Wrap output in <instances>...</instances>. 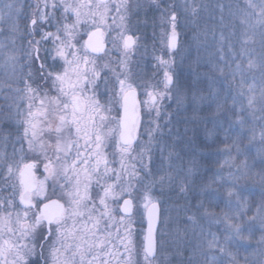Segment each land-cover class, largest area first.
Wrapping results in <instances>:
<instances>
[{
	"label": "snow or ice",
	"instance_id": "snow-or-ice-1",
	"mask_svg": "<svg viewBox=\"0 0 264 264\" xmlns=\"http://www.w3.org/2000/svg\"><path fill=\"white\" fill-rule=\"evenodd\" d=\"M248 2L252 7L250 0ZM152 3L159 7V0H152ZM261 4L264 5V0H261ZM28 7L32 10L29 17L31 27L27 32L28 49L25 52L29 64L22 82L23 88L17 89L22 94L20 99L23 107L18 104L16 109L17 143L20 147L17 149L13 146L14 155L24 154L25 144L27 151L38 150L48 161L44 164L45 172L49 173L45 179L50 178L67 200L64 204L50 200L41 209L34 203V198L43 196L45 188L43 183L33 178L35 163H23L21 155L14 167L13 162L0 153V168L3 169L4 178L10 179L18 173L19 180V190L14 184L0 185V264H158L156 225L160 218L158 204L153 199L156 181H146L145 177L151 175L152 142L157 134H162L159 123L161 102L170 96L174 84L171 61L158 58L164 69L162 86L145 90L146 99L138 101L137 89L128 82L123 72L116 71L108 64L97 67L96 61L88 56L89 52L103 51L102 38L105 33L99 27L96 31H89L88 40L84 41L82 49L67 51L76 47L72 40L78 35L77 29L81 23L95 25L97 17L99 23H104L108 13L114 12L113 23L117 19L119 23L112 36V45L118 50L122 42L127 57L136 44V39L127 34L125 24L128 0H98L95 4L84 0H36ZM172 7V4L168 5V8ZM4 8L8 10L9 16L15 12L19 17L23 12L22 6L13 2L5 3ZM48 9L53 11L49 12ZM60 9L65 15L52 25L55 11ZM184 10H190L193 16L198 11L191 3H187ZM69 12L75 15L72 24L67 22L66 14ZM161 12L163 15L167 9H161ZM2 20L3 16H0V22ZM168 21L171 33L167 48L171 52L177 48L178 38V18L174 11L168 13ZM38 23L41 27H36ZM256 23L264 25V19ZM43 24L54 26L56 31L45 30ZM9 31L18 33V23L14 21ZM61 33L67 39L62 38ZM37 35L39 39H36ZM261 35L264 37V33ZM9 39L15 44V35ZM49 41L52 47H44ZM243 43H247V40ZM5 48L7 45L0 41V49ZM41 51L45 57L39 55ZM245 54L246 49L241 48V56ZM5 55L15 67L18 63L16 55ZM69 56L72 58L69 59ZM48 59H51V64L47 63ZM61 60L63 64L59 63ZM37 61L38 67L34 69L33 65ZM81 64H91L90 73L81 71ZM248 67H253L251 60ZM241 72V66L237 63L234 75ZM110 78L115 80L116 87L109 88ZM37 80L40 83H36ZM65 84L69 88L66 89ZM89 91L91 95L87 94ZM240 94L243 95V92ZM106 97L107 103L102 104L101 100ZM37 100L39 107L36 105ZM121 101L123 115L117 113L119 119L115 126H108L107 121L117 119L111 116L112 106ZM253 102L254 97H249L248 106L252 107ZM141 105L147 117V140L144 144L137 140ZM37 116L43 117L44 127L39 130ZM45 131L49 133L51 144L42 139ZM113 140L115 151L111 153L110 160L105 149ZM134 144L136 148H133ZM48 147L53 148L52 156L47 154ZM146 156L149 161L147 165L144 163ZM129 159L137 161L141 167L137 168L133 163L129 169ZM19 163H23L22 169ZM117 164L118 168L114 166ZM8 187L12 190L5 196L3 192ZM93 188L96 189L95 195L91 194ZM17 196L23 208L18 206ZM245 211V206L241 205L232 215L225 214L224 217L225 224L234 230L237 237L241 234V223L228 222L233 216L239 219ZM231 239V235L225 234V244ZM208 247L218 248L222 254L225 251L214 233L208 240Z\"/></svg>",
	"mask_w": 264,
	"mask_h": 264
},
{
	"label": "rangeland",
	"instance_id": "rangeland-1",
	"mask_svg": "<svg viewBox=\"0 0 264 264\" xmlns=\"http://www.w3.org/2000/svg\"><path fill=\"white\" fill-rule=\"evenodd\" d=\"M150 1L152 0H128V16L130 17L132 9L145 8L144 4ZM168 1L173 5L168 13L174 11L178 18L176 30L180 31L181 36L179 51L170 52L167 48L171 32L167 14L164 50L167 49L168 52H156L157 56H151V64L142 65L138 69V75H134L129 71L133 55L137 50L139 53L142 50L143 39L147 42L150 35L156 36L157 32H140L134 28L130 30L127 17V34L135 36V33L138 37L135 36L136 44L127 57L120 42L119 49L114 51L121 52V59L113 66L139 89L142 100L146 99L145 90L162 86L164 69L158 58L169 59L174 73L171 94L161 102V110L168 101L169 105L178 106L182 112L177 114V119L170 120V125L165 129H162L161 122L167 121V115L161 114L159 123L162 134L156 135V143L152 142L151 175L145 177L146 181H156L153 199L160 207L157 230L158 264H264V175H261L262 167L258 163L264 160V37L261 35L264 33V25L256 23L257 20L264 19V5L261 0H250L252 7L248 0H187V3L197 7V14L193 17L190 10L184 11L187 7L186 0ZM10 2L23 5V0ZM84 2L95 4L98 0ZM5 3L6 0H0V16H3L0 22V41L7 45V48L0 49V153L13 162L14 167L21 155L23 163L40 160L44 165L48 163L44 156L38 150L27 151L26 144L24 154L14 155L13 146L17 149L20 147L17 143L16 109L18 104L23 107L20 99L22 94L17 89L23 88L22 82L26 78L29 61L25 58L28 46L24 41L23 13L19 17L15 12L9 16L8 10L4 8ZM60 10L64 16L63 9ZM66 15H69V24L75 22L73 13ZM114 15V12H109L104 23H99L98 17L95 25L81 23L77 29L78 35L72 40L76 47L67 51L81 49L82 43L79 42L83 41L79 39L82 32L97 27L104 30L112 43L116 24L119 23L118 19L113 23ZM56 17L57 15L52 25L56 24ZM191 17L192 21L188 23L186 18L189 20ZM14 21L18 23V33L9 31ZM138 23L143 25L142 20H138ZM152 25L151 20L148 27ZM50 26L42 25L45 30ZM55 31L56 29L52 32ZM13 35L16 36L15 44L9 39ZM60 35L67 39L63 33ZM159 35L162 38L161 33ZM37 37L39 38L38 35ZM244 40L247 43H243ZM44 47L51 48V41L46 42ZM241 48L246 49L243 56ZM5 53L16 55L18 63L15 67ZM40 55L45 57L43 51ZM94 60L100 68L105 64L109 65L110 61L107 57ZM250 60L252 68L248 67ZM237 63L242 72L234 75ZM122 64L126 66H121ZM82 67L90 73L92 65L82 64ZM33 68L36 66L33 65ZM148 71L153 72L154 76L147 77ZM142 72L144 73L141 74ZM249 97H254L252 107L247 104ZM36 105L39 107V100ZM36 119L39 130L44 127L43 117L37 116ZM143 137L147 138L146 123ZM42 139L51 144L47 131ZM136 147L137 145L133 148ZM52 149L47 148L49 156ZM23 163L18 164L21 169ZM127 163L129 169L133 163L137 168L141 167L131 159ZM144 163L149 164L147 156ZM47 176L49 173L43 168L40 183L44 184L45 192L43 196L35 197V202L54 198V185L50 178L45 179ZM5 184H14L19 190L18 173L6 180L3 169L0 168V185ZM11 190V187L5 188L3 195L7 196ZM229 192L232 193L231 196L228 195ZM16 202L23 208L19 205L18 196ZM241 205L246 208L245 214L239 219L233 216L228 222L241 223V234L237 237L234 230L225 224L224 217L225 214L232 215ZM253 216L255 219H251ZM14 219L13 217V222ZM213 233L224 246L223 254L218 248L208 247V240ZM225 234L232 236L227 244L224 241Z\"/></svg>",
	"mask_w": 264,
	"mask_h": 264
},
{
	"label": "flooded vegetation",
	"instance_id": "flooded-vegetation-1",
	"mask_svg": "<svg viewBox=\"0 0 264 264\" xmlns=\"http://www.w3.org/2000/svg\"><path fill=\"white\" fill-rule=\"evenodd\" d=\"M6 1L10 2V0H6ZM35 2H36V0H23V5H22V8H23V12H22L23 15L22 16H24L23 29H24V33H25L24 41H26L27 46H28V44H27V32H28L29 28L31 27L29 17H30L31 12H32V10L28 7V5L34 4ZM169 4L170 3L168 0H161L159 2V7H157L156 5H154L152 3V1H150L147 4H144L145 8H141V9L136 8L135 10L132 9L131 13H130V17L128 16V18H129V25L128 26H129L130 30H131V28H132V30L134 28V29H139L140 32L142 30H146L147 32H149V31H156L157 32L156 36L150 35V37L147 39V42L145 41V39H143L142 40L143 44L141 47L142 50L140 51V53H139V50H137L136 54L133 55V58H132L131 62L129 63V71L131 73H133L134 75H138V69H137L138 65H140V66L145 65L146 63L151 64V56L152 55L157 56L156 52H158V51H162V53L168 52L167 49L164 50V46H165V41H166V26H167L166 15L168 14V12L171 9V8H168ZM161 9H167V12L162 15ZM47 11L52 12L53 10L48 9ZM61 14H62V10H56L55 11V16L57 15L56 21L62 17ZM68 18H69V15H68ZM54 20L55 19H53V22H54ZM138 20H142L143 25L141 23L139 24ZM151 20H152L153 25L151 27H148ZM186 20L188 23H190L192 21V17L189 20L186 18ZM186 20H185V23H186ZM67 22L69 23L70 20L68 19ZM130 23H132V24H130ZM184 24H182V25H184ZM38 25H39V23H38ZM51 26L48 27V29H47L48 31H54L56 29L55 27H53L51 29ZM99 29L101 32H104V30L102 28H99ZM89 31H96V28L91 29V30H87V31L85 30L82 32L81 38L79 39V41H81V40L83 41V42H79V43H82V45H83L84 41H87ZM176 31L178 34V47H177V50H178L179 45H180L181 36H180V31L179 30H176ZM160 33H161L162 38H160V35H159ZM170 33H169V35H170ZM133 34L136 37H138L137 34H135V33H133ZM135 36H133L134 39H136ZM36 39H39V38L36 36ZM102 39H103V42L105 45L104 51L101 53L89 52L88 56L91 57V59H96V60L107 57L110 60L109 66L113 68L114 64H116L117 62L120 61L121 52H115L114 51V48L112 47V43L109 42L108 36L106 34H104ZM168 39H169V36H168ZM134 46H133V48H134ZM81 49H82V46H81ZM177 50L174 52L176 53ZM138 53H139V55H138ZM39 55H40V53H39ZM69 59H71V58H69ZM38 63L39 62L37 61L36 64H34V65L36 67H38ZM51 63H52V61L50 59L48 64H51ZM59 63L63 64V61L61 60ZM80 69H81V71L86 70L85 67H82V64L80 65ZM143 73L144 72H142L141 74H143ZM146 76L147 77H153L154 73L148 71ZM37 81H39V80H37ZM108 83H109V88L116 87V82L114 79L110 78ZM65 88L66 89L69 88V85L65 84ZM101 91H103V87L101 88ZM53 94H55V93H53ZM87 94L91 95V92L89 91ZM137 98H138V101H142V99H143L142 94L140 93L139 89H137ZM101 103L106 104L107 103V97L104 100H101ZM121 104H122V101L120 104H115L114 106H112L111 116L116 117L117 119L116 120L110 119L109 121H107L106 124L108 126H115V124L117 123V121L119 119V116L117 115V113H119V115L122 116L123 109H122ZM168 113H169V109L166 106H164L161 110V114L167 115V121L161 122L162 127H167L169 125ZM146 118L147 117L144 113L143 105H141V125H140V128H139L138 133H137V140L139 141L140 144H144L147 140V138L144 139V137H143V127L145 125ZM144 130H145V128H144ZM153 142L156 143L155 141H153ZM51 143H52V141H51ZM81 143H83V141H81ZM135 146H136V144L133 145V147H135ZM105 151L109 154V159L111 160V158H112L111 153L115 151L114 140L109 143V146L105 149ZM52 154H53V149H52ZM52 154H51V156H52ZM28 163H35L36 167L34 168V171H35L36 179H37L38 183H40L42 169L44 168L43 163L40 162V160H32V161H29ZM258 163H259V166L261 165V167H262L260 169V173H261V175H264V160L258 161ZM114 166L117 168L119 167L118 164L114 165ZM102 167H103V165H102ZM81 191H83V188H81ZM95 191H96V189L93 188L91 190V194L95 195ZM50 200H58L60 203L64 204V203H66L67 197L63 195V193L61 192V190L58 186H54V198H51L45 202H40V203H39V201L38 202L34 201V203L38 204L39 207L41 208L44 203H47ZM121 215H122V213H121ZM137 219H138V217H137ZM69 224H71V221H69Z\"/></svg>",
	"mask_w": 264,
	"mask_h": 264
},
{
	"label": "trees",
	"instance_id": "trees-1",
	"mask_svg": "<svg viewBox=\"0 0 264 264\" xmlns=\"http://www.w3.org/2000/svg\"><path fill=\"white\" fill-rule=\"evenodd\" d=\"M179 48H180V46H179ZM179 48H178V50H177V52L179 51ZM176 52V53H177ZM142 66V65H141ZM140 65H138V67H137V69H139L140 67H141ZM166 103L167 104H165V106L169 109V113H168V115H169V125H170V120H172V119H177V117L179 116V115H177V114H179V112L182 110L181 108H178V106H171V105H169V102L168 101H166ZM182 112V111H181ZM171 118V119H170ZM168 125V126H169ZM167 126V127H168ZM167 127H162V129H165V128H167ZM174 140H176V141H180V139H174ZM181 142H182V140H181Z\"/></svg>",
	"mask_w": 264,
	"mask_h": 264
},
{
	"label": "water",
	"instance_id": "water-1",
	"mask_svg": "<svg viewBox=\"0 0 264 264\" xmlns=\"http://www.w3.org/2000/svg\"><path fill=\"white\" fill-rule=\"evenodd\" d=\"M169 37H170V35H169ZM88 40V39H87ZM103 44H104V42H103ZM177 47H178V38H177ZM104 49H105V45H104V47H103V51H104ZM177 50V48L174 50V51H176ZM103 51H101V52H103ZM174 51H171V52H174ZM101 52H99V53H101ZM137 98V97H136ZM137 100H138V98H137ZM122 115H123V112H122ZM32 174H33V178H34V180L36 181V182H38L37 181V179H36V175H35V171H34V169H32ZM48 202H50V201H48ZM47 202V203H48ZM22 207H23V205H21ZM43 208V206L41 207V209ZM158 212H159V218H160V207H159V205H158ZM145 219H146V229H147V215L145 214ZM160 223V222H159ZM159 223H157V225H156V228H157V230H158V227H159ZM146 232V231H145Z\"/></svg>",
	"mask_w": 264,
	"mask_h": 264
}]
</instances>
